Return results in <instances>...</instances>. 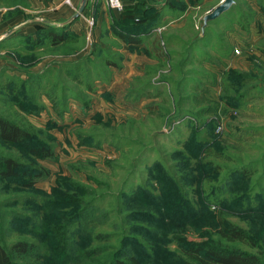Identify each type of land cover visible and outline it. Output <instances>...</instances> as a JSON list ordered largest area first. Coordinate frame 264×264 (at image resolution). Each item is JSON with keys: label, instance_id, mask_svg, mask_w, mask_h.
I'll return each mask as SVG.
<instances>
[{"label": "rangeland", "instance_id": "1", "mask_svg": "<svg viewBox=\"0 0 264 264\" xmlns=\"http://www.w3.org/2000/svg\"><path fill=\"white\" fill-rule=\"evenodd\" d=\"M58 1L0 0V117L51 152L35 158L26 142L0 141V159L18 165L15 176L0 174L4 248L26 240L47 264H68L38 237L65 227L83 199L91 235L106 234L91 244L119 258L176 263L175 238L210 241L216 212L250 241L222 246L262 257L264 0H233L205 24L221 0H122L119 10L87 0L73 20L78 3ZM135 2L141 11L125 29L134 46L113 23ZM63 7L70 14L57 16ZM20 22L26 32L14 36ZM52 35L63 40L50 44ZM127 209L137 218L120 219ZM79 235L59 238L80 245Z\"/></svg>", "mask_w": 264, "mask_h": 264}, {"label": "trees", "instance_id": "2", "mask_svg": "<svg viewBox=\"0 0 264 264\" xmlns=\"http://www.w3.org/2000/svg\"><path fill=\"white\" fill-rule=\"evenodd\" d=\"M134 4L135 5H133L131 8L128 7L127 9H123L118 18L114 20L113 26L117 29L116 36L121 39L123 43L135 46L139 41L130 37L136 36L137 34L128 33L125 30L126 27L131 24L133 18L137 20L136 17L138 14L136 11H139L141 7H139L136 2ZM49 40L50 44H56L63 39H61L60 36L56 38L52 35ZM30 139L31 134L27 129L12 121H9L8 119L0 117L1 142L8 144L26 142L25 145L28 152L31 153L35 158H47L51 155V152L43 146H29ZM0 166L2 167V169H0V174L4 177H13L17 174L16 170L18 165L10 158H1ZM80 191L81 194H86L85 192L89 193V189L86 187ZM137 192L139 193L137 196L141 199V205H144V203H147L148 205L146 191H144L142 188H139ZM124 197L128 202L127 206H129L131 198L127 196ZM73 202H75V200L71 201L70 206H74L72 205ZM79 204L82 205L81 210H79V212L75 211V214L72 212L69 213L65 227H56L58 224L54 222L55 224L50 225L48 228L49 232L52 234V237L48 236L47 239H45V230H43L44 233H42V237H38L41 245L42 239L44 240V244L45 242H47L48 245L50 244L47 246V248L45 247L46 252L49 251V249L54 250L55 252L64 250V254L58 255V259H66L68 264H141L139 258L134 254H125L124 257L119 258L117 256V249L110 250V248L106 246L98 247L96 245H92L91 243L95 237H106V234L99 233L95 236H93V234L91 235V229H88L86 223L87 216L91 214V201L80 199ZM143 216L144 215H142V217ZM48 217L55 218V220L57 219L55 216ZM136 218V214L131 210L128 211V209L126 212H124L122 217L120 215V219L122 220L133 221V219ZM212 226L213 238L210 239V241L188 243L184 241L182 237H176L175 241L178 244L177 251H179L180 255L178 262L171 264H264V254L262 257H258L253 253L222 246L223 243L227 242H241L248 244L250 241L244 231L224 218L220 212H216L214 214ZM132 228L133 226H130L124 230H131ZM76 232H79L80 234V238L77 240L80 245L73 242L68 244L63 239L61 242L59 238L60 236L66 233H70L74 236ZM120 239L121 241L124 240L121 236ZM37 247L41 249V246L38 244H34L26 240H16L12 242L7 249H5L1 244L0 239V264H16L15 259L22 258L25 260L27 257H32L33 259L30 261L26 260V262L23 264H47L46 260L43 258L44 251L36 254L33 253ZM31 253L34 255L31 256ZM56 261L58 260L56 259Z\"/></svg>", "mask_w": 264, "mask_h": 264}, {"label": "water", "instance_id": "3", "mask_svg": "<svg viewBox=\"0 0 264 264\" xmlns=\"http://www.w3.org/2000/svg\"><path fill=\"white\" fill-rule=\"evenodd\" d=\"M87 0H79L78 7L73 15L70 17L71 20L75 19L85 6ZM233 0H221L217 5H215L209 13H206L202 17V23L205 24L207 20H211L217 17L220 13L224 12L232 4Z\"/></svg>", "mask_w": 264, "mask_h": 264}, {"label": "crops", "instance_id": "4", "mask_svg": "<svg viewBox=\"0 0 264 264\" xmlns=\"http://www.w3.org/2000/svg\"><path fill=\"white\" fill-rule=\"evenodd\" d=\"M38 1V0H37ZM53 2H54V4H56L55 6H56V8L57 7H59V1H58V3H56L55 2V0H52ZM89 1V0H88ZM34 2V0H32V3ZM79 2V0H71L70 1V5L73 7L74 5H77V3ZM93 2H91V0H90V2L88 3L89 5H91ZM70 11L68 10V8H65V7H63V8H61V9H59L58 10V12H57V16H63V17H65V16H67L68 14H70L69 13ZM60 14H62V15H60ZM49 15H50V17H49ZM48 15V17L49 18H52L54 15H55V13L53 12V13H50ZM14 21H17V20H14ZM49 21H52V22H55V21H57V20H49ZM19 22L17 21L16 22V24H18ZM21 24L19 25V27H18V30H17V32H15L14 33V36H16V35H22V34H25V29H24V26H23V24L22 23H24V22H20ZM29 32V31H28ZM32 32V31H31Z\"/></svg>", "mask_w": 264, "mask_h": 264}, {"label": "built area", "instance_id": "5", "mask_svg": "<svg viewBox=\"0 0 264 264\" xmlns=\"http://www.w3.org/2000/svg\"><path fill=\"white\" fill-rule=\"evenodd\" d=\"M107 7L113 10H119L121 8V1L120 0H104ZM159 31V28H156Z\"/></svg>", "mask_w": 264, "mask_h": 264}]
</instances>
